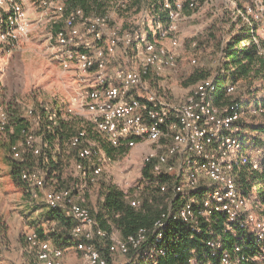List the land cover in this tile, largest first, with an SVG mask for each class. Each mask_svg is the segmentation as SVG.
Segmentation results:
<instances>
[{"label":"built area","instance_id":"2783aa9c","mask_svg":"<svg viewBox=\"0 0 264 264\" xmlns=\"http://www.w3.org/2000/svg\"><path fill=\"white\" fill-rule=\"evenodd\" d=\"M31 1L29 5L27 0H0V57L4 55L5 45L28 37L37 27L51 22L53 29L47 39L55 41L54 55L62 61L64 69L75 65L76 85L66 103L41 102L27 108L26 116L32 126L25 131L21 142L11 146L13 158L24 161L29 155L43 154L48 161L45 149L50 141L45 133L73 119L87 122L115 147L125 144L133 148L144 141L159 144L170 137L164 151L159 144V149L148 152L142 168L153 162L152 174L156 178L170 176L172 197L179 198L180 204L173 208L170 202L152 229L142 227L126 237L112 238L110 253L130 256L131 264H146L167 252L159 246L167 219H179L199 232L201 219L218 212L227 218V228L234 230V225H239L251 232L259 245L254 254L244 252L243 238L232 251L219 255L218 264H264V200L253 192L245 194L236 179V169L243 164H250L253 170L264 174V132L259 147L239 153L244 105L237 100L225 106L216 104L211 93L215 86L210 77L198 81L181 103L166 102L151 86L156 76L176 65L177 49L181 45L177 24L186 4L193 9L196 3L164 0L166 21L155 19L147 29L143 22L125 28L97 8L86 10L70 5L68 0ZM131 1L114 0V8L125 11ZM148 11L154 17L152 10ZM246 14L248 24L254 23L264 37V3L247 7ZM251 31L253 39L258 41L253 28ZM165 39H170L171 49L164 44ZM119 49L127 54L130 49L133 56L134 61H129L126 67L112 66ZM192 62L202 66L196 58ZM236 89V84L227 87L230 93ZM250 111L264 114V103L256 102ZM9 130L12 131L10 115L0 100V132ZM67 145L79 147L72 167L80 182L46 190V171L41 167L23 168L22 182L32 198L43 192L50 209L73 221L71 239L81 253V264H109L97 245V240L107 238L108 231L93 215L85 192L88 184L95 183L104 173L110 158L84 127L70 137ZM160 189L167 192L169 186L161 183ZM202 189L206 191L198 197ZM124 192L132 206L141 207L139 197L132 196L128 190ZM150 236L155 237L152 243ZM208 244L216 251L221 249L218 242ZM27 249L35 255L38 264H64L65 249L43 239L35 230L27 234ZM189 264L213 262L193 257Z\"/></svg>","mask_w":264,"mask_h":264},{"label":"rangeland","instance_id":"374dc122","mask_svg":"<svg viewBox=\"0 0 264 264\" xmlns=\"http://www.w3.org/2000/svg\"><path fill=\"white\" fill-rule=\"evenodd\" d=\"M190 1H194L196 6L192 10L186 7L187 9H184L177 24V35L181 40V45L177 49V63L166 69L161 75L156 76L151 85L166 102L181 103L186 99L195 88L196 83L200 81H193V74L208 73L211 65L217 59L218 44L220 42L225 44L230 33L240 29L241 25L248 24L245 18L249 16L246 14V8L264 3V0H183L184 3ZM27 4L31 5L32 1L27 0ZM91 9L94 11L96 8L91 7ZM96 10L111 15L113 21L121 23L125 28L143 22L142 26L149 29L155 20L151 12L148 11V7L143 4V0H132L129 8L125 11L116 10L114 0H101ZM51 26H53L51 22H46L33 30L28 37L5 45L3 47L4 55L0 57V100L9 114L13 105L14 109L20 111L21 115L27 119L28 128L25 131L30 130L32 126L26 116L28 107L39 106L41 102L51 105L66 103L75 90V65L70 64L67 69H64L62 61L54 55L53 44L55 41L47 39L48 33L53 29ZM257 33V35H263L261 29H258ZM163 42L170 49L172 48L169 44L170 39H165ZM127 51L128 54L124 53L118 61L121 62L122 67H126L128 61H134L130 49ZM194 58L202 66L193 63ZM114 64L116 65L115 61L112 66ZM233 97H242L245 101L244 113L241 118L245 130L248 131L252 125L264 122V114H254L250 111L256 102L264 103V89L260 88V91L254 95L241 94L238 90L233 94ZM11 119L10 115V125L13 129ZM73 120L77 124L76 130L86 128L90 137L110 158L104 173L95 182L97 186L108 182L136 194L156 186L154 181L143 177V159L148 152L159 149V144L160 149L164 151L165 141L169 142L170 137L159 144L144 141L145 150L130 158V147L125 153L113 148L114 153L110 154L107 148L112 146L103 134L83 120ZM8 133L0 132V212L4 214L9 224V255L14 260H19L20 251L24 252L27 248V234L34 228L28 224L30 219L32 221L30 205L36 204L35 207L45 213L47 207L40 195L35 201H31L23 185L21 187L13 182L9 174L8 163L14 158L11 149L9 150L10 135ZM22 138L23 136L17 137L20 139L19 142L23 140ZM231 143L232 141L229 145ZM64 173L66 181L64 184L62 183L63 185H59L60 188L71 186L73 182H77L72 166L67 167ZM236 176L238 177V171ZM125 179H128V182H125ZM92 185L90 184L89 187ZM97 186L96 191L92 192L91 204H89L93 209L99 200ZM55 187L56 184L53 180H47L46 190ZM257 190V187L253 190L254 195L262 199V195L258 194ZM85 196L89 203L88 190L85 192ZM112 242V239L107 238L101 244H105L104 246L107 247ZM76 252L73 250L72 253L76 261L74 264H81L80 256ZM108 255L110 264H125L130 259V256L120 253Z\"/></svg>","mask_w":264,"mask_h":264},{"label":"trees","instance_id":"16d2710c","mask_svg":"<svg viewBox=\"0 0 264 264\" xmlns=\"http://www.w3.org/2000/svg\"><path fill=\"white\" fill-rule=\"evenodd\" d=\"M68 2L70 5H79L86 10L91 7L97 8L100 5L98 0H68ZM163 3L164 0H143V4L149 10H152L155 19L166 21L167 16ZM186 7H188V4H186L185 10ZM251 28L254 29L258 41L253 39L254 34ZM229 36L225 44L222 42L218 44L217 59L211 65L208 73H194L192 80L198 81L210 77L215 86L211 93L218 105L225 106L235 100L245 105L242 97L234 98L233 94L239 90L241 94L254 95L260 91V88L264 89V37L257 35V26L254 23L252 26L250 24L241 25L240 29L230 33ZM229 84L237 85L235 92H228L227 87ZM259 86L261 87L259 88ZM11 107L9 115L12 116L13 129L8 131L10 135L9 150L14 143L19 142L20 139H17V137L23 136L22 139H24V131L28 128L27 119L21 115L20 111L14 109L13 105ZM76 125L74 120L63 121L60 125L45 133L50 141L49 148L45 149L48 161L45 160L43 154L29 155L24 161L12 158L13 161H9L8 164L10 166L9 174L13 182L22 187L21 170L23 168L41 167L46 171V182L51 179L56 184L55 188H60L59 185H63L66 181V178H64L66 168L72 166L77 159L79 147H69L67 145L70 137L78 131ZM263 132L264 122L252 125L248 131L243 127L239 153H247L249 148L259 147L262 144L261 134ZM113 148L119 149V152L123 153L129 149L125 144L120 147H108L107 150L110 154L114 153ZM153 164V162L148 163L143 168L142 174L144 178L154 181L156 186L149 187V189L138 194L129 191L132 196L140 198V208L132 206L125 197L124 190L117 185L105 182L99 186L97 190L98 209L95 211L91 207V210L103 229L109 230L111 224H114L121 235L126 237L142 227L152 229L157 220L162 217V214L168 210L170 202H172L173 208L178 207L180 199L172 197L170 191L172 180L170 176L164 175L156 178L152 174ZM236 170L238 171L236 179L242 184L243 192L249 195L257 187L258 194H261L264 200V174L253 170L250 164H243ZM161 183H167L169 186L167 192L161 191ZM205 191V189L200 190L197 193L198 197H202ZM45 215L48 220L56 221V225L48 236L44 235L42 227H37L36 231L40 236L43 239H53L61 246L72 245L70 232L73 221L65 217L62 212L54 209L47 210ZM227 222L228 220L223 214L216 212L210 215L208 219H201L199 223L200 231L197 232L179 219H167L166 226L163 228V237L159 242V246L166 248L167 252L164 255L157 256L152 261H148L146 264H189L190 259L193 257L205 261L210 260L213 264H218L219 255L226 250L232 251L235 245L243 241V238L246 241L243 251L254 254L259 245L253 234L239 225H234L235 229L231 230L227 228ZM154 240L155 237L150 236V243ZM209 241L218 242L221 246L220 251H216L210 246ZM9 242V225L4 214L0 212V255L3 253V249L7 248ZM104 245L100 246V250L107 257L110 264L108 254L111 253ZM214 252L216 255H214ZM13 264H38V262L37 260H30L27 263Z\"/></svg>","mask_w":264,"mask_h":264},{"label":"crops","instance_id":"0c3cea01","mask_svg":"<svg viewBox=\"0 0 264 264\" xmlns=\"http://www.w3.org/2000/svg\"><path fill=\"white\" fill-rule=\"evenodd\" d=\"M170 44V43H169ZM124 53H126L125 50L123 49H119L118 50V55H117V58L115 60V63L116 65L114 64V66H121V62H118L119 59H121V56L124 55ZM55 59V58H54ZM129 62V61H128ZM129 64V63H128ZM164 142V140H163ZM167 143V140L165 141ZM145 144H138L137 146L133 147L130 149V154H129V157L131 158L133 155L135 154H140L142 153L144 150H145ZM65 152V151H64ZM67 153V152H66ZM143 171V170H142ZM77 181H81L79 178L76 179ZM125 182H128V179H125ZM93 184V185H92ZM91 187L90 184L88 185L87 187V190L89 191V204H91V198H92V192L93 191H96V186H97V183H91ZM23 187L24 189H26L24 183H23ZM91 188V189H90ZM99 189V185L97 186V190ZM27 192V191H26ZM28 194V197H30L31 201H35L36 198H32L29 193ZM41 196V198L43 199L44 203H45V207H47L46 209L47 210H50L49 206L46 204V201H45V198H44V193L43 192H40L39 194ZM30 205V204H29ZM36 205V204H35ZM35 205H30V209H31V212L32 214L30 215L32 217V221L30 219V221H28V224L29 225H32L33 230L32 231H36V228L38 227H42L43 228V232H44V235L48 236L50 234L51 231L54 230V227L56 225V221H53V220H48L46 218V215H45V212L44 211H41L38 207H35ZM47 205V206H46ZM94 209L95 211L98 209V204L94 206ZM46 210V211H47ZM64 215V214H63ZM9 225V224H8ZM108 231V236L107 238L108 239H120L122 238L123 236L121 235V233L116 229V227L114 226V224H111V227ZM31 232V231H30ZM117 233V234H116ZM10 237V236H9ZM106 238V239H107ZM47 240H50L52 241L53 243L57 244L56 242L53 241V239H47ZM71 241H73V244L72 245H65V246H61L59 244V246L63 247L65 249V253H64V257H63V262L64 264H74V262H76L73 258V250L77 251L76 253L80 256V260L82 261V258H81V253L76 249V246H75V242L74 240H72L70 238ZM105 240V239H103ZM103 240H97V245L99 246V248H101L102 246V241ZM10 244V243H9ZM101 246V247H100ZM109 251V246L106 247ZM9 245L7 246V248H4L3 249V253L0 255V263L1 264H13V263H27L29 262L30 260H36V257L35 255L30 251L28 250L27 248L25 249V251H20V257H19V260H14L10 255H9Z\"/></svg>","mask_w":264,"mask_h":264}]
</instances>
